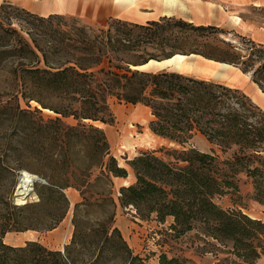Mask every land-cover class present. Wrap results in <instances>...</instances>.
Here are the masks:
<instances>
[{
	"label": "trees",
	"instance_id": "obj_1",
	"mask_svg": "<svg viewBox=\"0 0 264 264\" xmlns=\"http://www.w3.org/2000/svg\"><path fill=\"white\" fill-rule=\"evenodd\" d=\"M71 23H67V20ZM225 30L177 18L144 24L110 18L94 27L64 15L40 16L11 2L0 4V73L28 106L0 105V264H149L116 226L113 177H127L111 155L106 132L110 99L149 107L152 131L182 149L141 152L130 161L136 182L120 189L123 208L136 217L173 221L177 236L197 231L240 264L264 257V220L241 209H223L216 199L240 201L238 176L251 179L250 198L264 206V111L239 89L176 71L134 69L177 54L200 55L238 66L264 92V45L250 40L243 54L220 38ZM36 101L42 109H31ZM72 118L74 123L67 119ZM210 153L186 145L197 135ZM39 175L38 200L15 204L2 190L21 171ZM73 207V236L64 251L39 240L6 244L10 232H50ZM159 264H189L162 254Z\"/></svg>",
	"mask_w": 264,
	"mask_h": 264
},
{
	"label": "rangeland",
	"instance_id": "obj_2",
	"mask_svg": "<svg viewBox=\"0 0 264 264\" xmlns=\"http://www.w3.org/2000/svg\"><path fill=\"white\" fill-rule=\"evenodd\" d=\"M5 1L23 7V0H0V4ZM250 12L248 16H250L251 19L264 25V8L251 9ZM67 23H71L70 19L67 20ZM223 30H225L226 34H220L219 37L238 46L243 54H247L245 49L248 48V44L250 45V40L252 39L240 35L236 31ZM194 60H196V57L186 59V61ZM178 72L232 87L231 84L223 81V78H208L209 76L196 72ZM10 88L9 78L6 74L0 73V105H13L19 102L22 108L27 109L28 106L24 97L22 95L17 96ZM239 90L244 93L241 89ZM30 105L32 110L36 107L42 109L41 105L36 101H31ZM110 106L114 114V122L112 124L95 123V125L104 129L110 143L111 155L117 159L119 166L127 171V177L112 178V190L114 199L117 202L115 217L116 226L124 233L123 236L127 242L128 237H130L128 235L129 231L132 234L138 233V237L142 240L140 245L132 244L131 249L134 251V254L140 255L142 258L146 259L149 264H159V258L162 254H167L170 258L178 257L185 259L189 264H240V261L228 254L225 249L222 247L219 248L212 240L204 239L197 231H192L177 237L170 230L171 221L169 218V221L163 223L156 220L155 216L150 220L143 221L136 217V212L132 207L123 208L120 206L118 200L120 189L123 186L136 182L135 172L130 165L131 160L145 151H156L158 156L166 160H172L173 158L168 156V152L174 149L181 150L182 146H179L174 141L164 139L152 131L150 124L154 120V117L149 107L142 104L133 105L121 103L116 98L110 99ZM42 111L45 117L56 116L51 110L42 109ZM67 121L69 123H74L72 118L67 119ZM204 138V136L198 134L186 145V148H195L199 151L210 153L212 148L207 147L208 140L206 139V141ZM23 171L16 174V183L14 186L8 181L4 189H2L5 192L6 198L13 200L14 203L18 205L28 201L38 200L35 184L36 182H44H34V190H32L31 194L27 197V200L24 203L18 202L15 194L19 183L18 179ZM31 174L37 175L34 173ZM238 185L240 190V195H238L240 201H238L237 204L234 203V198L231 195L217 198L216 202L223 209H241L252 218L264 220V206L250 198L254 191L251 179L247 178L245 174H240L238 176ZM66 193L71 202V210L67 218L57 227L58 229L56 231L44 234L10 232L11 234L7 235L5 242L14 246H22L27 241L39 240L51 249L64 251L65 246L70 243L73 236V207L80 200L79 193L78 195H74L76 193L70 189L66 190ZM257 264H264V257L260 258Z\"/></svg>",
	"mask_w": 264,
	"mask_h": 264
},
{
	"label": "crops",
	"instance_id": "obj_3",
	"mask_svg": "<svg viewBox=\"0 0 264 264\" xmlns=\"http://www.w3.org/2000/svg\"><path fill=\"white\" fill-rule=\"evenodd\" d=\"M22 4L23 8L40 16L64 15L100 27L105 26L110 18L139 24L161 18H177L197 26H216L236 31L264 45V25L248 16L251 9L264 8V0H23ZM191 57H196V60L186 61ZM164 64L171 67L170 71L196 72L208 78H223L233 88L244 91L264 111V92L252 81L251 74L244 73L238 66L195 54H177ZM207 71L210 74H206ZM207 147L213 148V145L207 141ZM70 190L78 195L76 190ZM169 219L172 223L173 219ZM27 232L41 234L36 231ZM128 235L130 247L132 244L140 245L142 240L138 233L132 234L129 231Z\"/></svg>",
	"mask_w": 264,
	"mask_h": 264
},
{
	"label": "water",
	"instance_id": "obj_4",
	"mask_svg": "<svg viewBox=\"0 0 264 264\" xmlns=\"http://www.w3.org/2000/svg\"><path fill=\"white\" fill-rule=\"evenodd\" d=\"M171 58L164 59V60H149L148 62H146L144 64H141L139 66L134 67V69L140 70V71H146V72H158V71H163V70H170L171 67L168 65H165L164 63L166 61L170 60ZM23 173L24 172L21 173V175L18 179L19 181L21 180V177L24 175ZM36 181H44L46 183V181L43 180L42 178H40L39 176L33 175L32 190H34V182H36ZM29 195L26 196L25 201L27 200V197ZM15 196H16V194H15Z\"/></svg>",
	"mask_w": 264,
	"mask_h": 264
},
{
	"label": "bare ground",
	"instance_id": "obj_5",
	"mask_svg": "<svg viewBox=\"0 0 264 264\" xmlns=\"http://www.w3.org/2000/svg\"><path fill=\"white\" fill-rule=\"evenodd\" d=\"M240 20V19H239ZM206 74H210L209 71ZM24 175L21 177V180L18 183V187L16 190V198L18 202L24 203L26 196L31 194L32 190V181H33V174L23 171Z\"/></svg>",
	"mask_w": 264,
	"mask_h": 264
}]
</instances>
